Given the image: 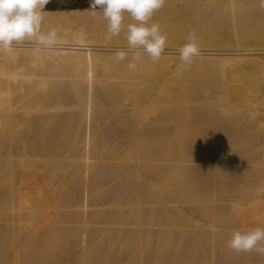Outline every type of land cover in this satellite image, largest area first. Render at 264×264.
<instances>
[{
  "label": "bare ground",
  "instance_id": "obj_1",
  "mask_svg": "<svg viewBox=\"0 0 264 264\" xmlns=\"http://www.w3.org/2000/svg\"><path fill=\"white\" fill-rule=\"evenodd\" d=\"M43 11L59 45L0 55V264H264L226 246L234 230L264 227L261 182L248 174L264 167L259 0H167L153 17L166 50L134 72L115 59L124 35H87L106 24L88 9ZM218 26L230 38H216ZM190 29L202 54L181 69ZM189 72L216 80L169 76ZM163 101L171 108L142 126L124 118ZM117 124L122 134L109 139Z\"/></svg>",
  "mask_w": 264,
  "mask_h": 264
},
{
  "label": "clouds",
  "instance_id": "obj_2",
  "mask_svg": "<svg viewBox=\"0 0 264 264\" xmlns=\"http://www.w3.org/2000/svg\"><path fill=\"white\" fill-rule=\"evenodd\" d=\"M50 0H0V55L11 54L15 46L33 42L36 50L55 49L60 42L56 27L44 30V8ZM167 0H89V15L94 21L106 22L107 38L122 32L127 41L125 48L114 55L117 61H127L126 67L136 71L145 57L155 64L164 54L167 37L162 26L153 17ZM264 8V0H259ZM131 22L125 24V19ZM181 69L189 68L201 56L199 38L195 29L185 35V43L179 47ZM226 246L236 253L255 252L264 256V227L255 226L234 230Z\"/></svg>",
  "mask_w": 264,
  "mask_h": 264
},
{
  "label": "rangeland",
  "instance_id": "obj_3",
  "mask_svg": "<svg viewBox=\"0 0 264 264\" xmlns=\"http://www.w3.org/2000/svg\"><path fill=\"white\" fill-rule=\"evenodd\" d=\"M178 1L180 2V0H178ZM209 2H210V1H209ZM209 2H208V4H210ZM214 5H215V2H214V4H212L211 6H214ZM127 20H128V18H127ZM153 20H154V19H153ZM154 21H156V20H154ZM127 22L129 23L130 21H127ZM172 25H175V27L172 26V27H174L175 29H177L178 27L181 26V25H179V23H173ZM86 28H87V27H86ZM44 30H46V29L44 28ZM86 30H89V31H87V35H88L90 38H93V39H94V38H102V39L107 40L108 43H113V40H114V39H117V40L121 41L122 38H123V32H122L119 36H114V37H112L111 39H108V38H107V27H106V24H104V25L101 26V30H102V35H101V36H99L100 33L95 34L94 31L91 29V27L87 28ZM213 32H215V33H214V36H215L216 38H218V39H221V38H223V37H224V38H230V37H228L226 30L223 29V28L220 27V26H218V28L213 29ZM88 33H89V34H88ZM122 44H123V43H122ZM169 76L171 77L172 80H175L176 82H178V81L181 80V79H192L193 82H196V81L199 80V78L201 79V78H203V77H207V78H209V79L212 78L213 80H216V76H215V75H212L211 73H208V72H206V73L203 72L202 75H201V77H200L199 73H197V72L182 73V74H180V75H178V74H177V75H174L173 73H170ZM196 85L199 86V84H196ZM199 89H201V88H199ZM158 106H159V109L148 112L146 117H141V118H140V117H138V115H136V113H134V114H130L129 116L124 117V118H125V120L127 121V123H132V122H134V121H136V120H141L137 125L142 126L144 121H147V120L151 119L152 117H155L158 113L167 110L169 107L171 108V106H172V102H170V101H163V102H161ZM90 107L96 108V106H94V105H91ZM105 108H106V113L109 112V111L111 110V107H110L108 104H105ZM203 111L208 112V111H210V109H205V110H203ZM102 112H103V111H100V112H99L98 114H96V115H101V114H103ZM132 112H133V111H132ZM179 116H180L181 118H187V113H180ZM210 123H211V120H210V119L203 121V124L205 125V128H208V129H204L205 131H208V132L211 131V130L209 129V124H210ZM119 126H120V125L117 124V125H116V130H115L114 132H110V133H109V135H110V138H109V139H112L117 133H121V134H122V130L117 129V127H119ZM155 128L160 129V130H164V129L167 128L168 130H170V129L172 128V125H167V127H166V126L163 125V124H158V125L155 126ZM171 130H172V129H171ZM254 143H255V142H254ZM254 143H253V144H254ZM221 144H224V145H223V148H224V149L228 148L229 150H234V149H232V148H233V144H235V142H233V143H229V144L227 145V144H226V141H221ZM256 149H257V150H262L261 147H259V146H257ZM228 152H229V153H233V152H235V151H228ZM211 161H213V160H211ZM248 163H249V162H248ZM216 166H217V165H214L213 168H215ZM238 168H239V166H234V168H232V170L237 171ZM242 172H243L242 170L236 172V175H235V177L237 178L236 180H238V181H243V180H244V179L241 178V177L243 176ZM250 172H251V173H250ZM248 174H251L252 178H254V179L256 180V182H258V183L261 182V184H259V185L257 186V187L259 188V191L256 192V196H257V198H258V199H261L262 196H264V186H263V184H264V167L261 166V165H257V164H255L253 167L249 166V167H248ZM262 178H263V179H262ZM262 218H263V223H264V217L262 216Z\"/></svg>",
  "mask_w": 264,
  "mask_h": 264
},
{
  "label": "crops",
  "instance_id": "obj_4",
  "mask_svg": "<svg viewBox=\"0 0 264 264\" xmlns=\"http://www.w3.org/2000/svg\"><path fill=\"white\" fill-rule=\"evenodd\" d=\"M45 9L51 11L89 9V0H50Z\"/></svg>",
  "mask_w": 264,
  "mask_h": 264
}]
</instances>
